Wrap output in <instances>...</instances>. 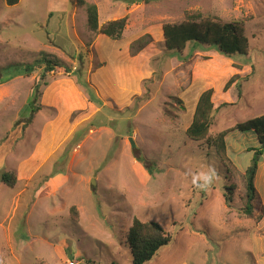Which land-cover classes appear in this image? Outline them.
<instances>
[{
  "label": "rangeland",
  "instance_id": "374dc122",
  "mask_svg": "<svg viewBox=\"0 0 264 264\" xmlns=\"http://www.w3.org/2000/svg\"><path fill=\"white\" fill-rule=\"evenodd\" d=\"M86 1L100 25L128 15L123 38L89 30L74 0H0L1 264H132L135 217L172 235L146 264H264V153L259 201L242 211L256 133L226 136L232 173L207 139L186 135L207 89L212 133L264 113V0ZM195 13L241 21L248 53L169 50L164 25ZM43 52L60 65L48 70ZM10 64L24 67L4 72Z\"/></svg>",
  "mask_w": 264,
  "mask_h": 264
},
{
  "label": "trees",
  "instance_id": "16d2710c",
  "mask_svg": "<svg viewBox=\"0 0 264 264\" xmlns=\"http://www.w3.org/2000/svg\"><path fill=\"white\" fill-rule=\"evenodd\" d=\"M20 0H6L8 5H15ZM77 6H86L87 8V27L91 31H99L109 37L115 39L123 38V32L127 24L128 15L121 18L112 19L105 24L99 23L98 6L94 3H87L86 0H74ZM165 45L169 50L182 51L189 42H198L201 44L214 45L217 49L227 55L247 54L249 50V38L244 32L241 21H233L222 24L210 18H204L201 13L189 14V18L179 24L167 23L163 27ZM42 57L38 60L40 63L47 64L48 70H53L60 62L49 58L48 54L42 53ZM24 67L23 64H10L4 67V72L14 73ZM26 68L31 69L29 65ZM227 83L229 86L234 80ZM40 81L36 79L33 90L37 93L40 87ZM239 92L241 85L238 83ZM213 89L205 90L199 97L191 124L186 129V135L193 141H201L207 139L210 146L215 148L216 155L222 165H224L229 173L235 172L236 167L227 153L228 133L239 131H254L259 141V147H252L250 151H254L252 162L246 169L245 187H246V204L242 208L243 213L252 215L256 202L259 201V193L255 186V180L259 169V164L264 153V113L253 118L238 122L233 127L224 129L217 133H212L213 126ZM35 100H30V111L35 113L38 106L33 107ZM32 118V114L30 116ZM1 180L10 186H14L16 176L11 172H3ZM229 190L224 194L225 201L230 205L233 201L231 190L234 188L227 187ZM128 243L132 252V264H146L151 261L161 247L169 244L172 235L155 220L143 221L135 217L128 229ZM2 259L0 257V264ZM44 264V263H39Z\"/></svg>",
  "mask_w": 264,
  "mask_h": 264
},
{
  "label": "clouds",
  "instance_id": "9594fccd",
  "mask_svg": "<svg viewBox=\"0 0 264 264\" xmlns=\"http://www.w3.org/2000/svg\"><path fill=\"white\" fill-rule=\"evenodd\" d=\"M201 178L203 179L204 184L210 183L211 180H212V177L211 176L204 175V174H201ZM204 184H201V185H198V186L203 187Z\"/></svg>",
  "mask_w": 264,
  "mask_h": 264
},
{
  "label": "built area",
  "instance_id": "2783aa9c",
  "mask_svg": "<svg viewBox=\"0 0 264 264\" xmlns=\"http://www.w3.org/2000/svg\"><path fill=\"white\" fill-rule=\"evenodd\" d=\"M70 264H78L77 262H70Z\"/></svg>",
  "mask_w": 264,
  "mask_h": 264
}]
</instances>
